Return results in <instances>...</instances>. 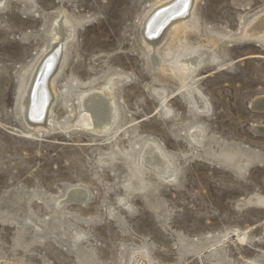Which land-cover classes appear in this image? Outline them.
Masks as SVG:
<instances>
[{"label":"rangeland","instance_id":"obj_1","mask_svg":"<svg viewBox=\"0 0 264 264\" xmlns=\"http://www.w3.org/2000/svg\"><path fill=\"white\" fill-rule=\"evenodd\" d=\"M159 1L0 0V264H264V46L239 39L264 0H199L156 64L142 31ZM62 17L48 126L32 125L23 93ZM186 46L214 61L175 73ZM110 81L119 116L98 133L80 96Z\"/></svg>","mask_w":264,"mask_h":264},{"label":"bare ground","instance_id":"obj_2","mask_svg":"<svg viewBox=\"0 0 264 264\" xmlns=\"http://www.w3.org/2000/svg\"><path fill=\"white\" fill-rule=\"evenodd\" d=\"M198 1L160 0L153 5L143 23L142 31L143 41L150 51L153 62L158 64L160 60L157 52L158 46L164 42L169 34L172 39H175L181 32L191 28L189 22L196 18L195 9ZM56 22L53 29L55 38L51 44V48L47 50L39 65L31 74L28 86L22 97L24 116L32 125L38 123L37 125L48 126V116L56 97L54 91L55 77L63 64L64 55L67 52V50L65 51V47H67L65 41L67 36L72 32V23L65 19V17ZM229 39V42H232V40L236 41V38L232 36ZM239 39L241 41L254 42L257 46H264V12L248 22L245 26V31L239 36ZM183 48H185V54L179 55L174 61V65L171 66L172 71L177 74H192L203 63L214 61V59L212 60L213 51L211 49L208 50L203 46L194 48L186 46ZM255 56L263 58V55L260 54ZM251 57L253 56L251 55ZM186 82L183 84V87L196 98L197 102L199 99L202 100L203 105L201 108L204 106L207 108L208 103L202 93L192 86L191 82ZM112 85L113 81H110L107 87L102 88L101 91H89L80 96L82 110L91 120L93 130L98 133L109 131L118 120L119 112L115 94L112 92L114 90V86ZM252 106L256 109H264V96L256 98L252 102ZM253 130L255 132H264V126L255 125ZM145 158L150 166L159 170L162 174L161 176L165 177L171 171L167 158L159 145L153 144L151 149L146 153ZM82 192V190L77 192V196L82 197ZM143 254L145 256V264L151 261L148 251L144 250Z\"/></svg>","mask_w":264,"mask_h":264},{"label":"water","instance_id":"obj_3","mask_svg":"<svg viewBox=\"0 0 264 264\" xmlns=\"http://www.w3.org/2000/svg\"><path fill=\"white\" fill-rule=\"evenodd\" d=\"M258 108V107H257ZM258 109H260V110H264V109H261V108H258Z\"/></svg>","mask_w":264,"mask_h":264}]
</instances>
